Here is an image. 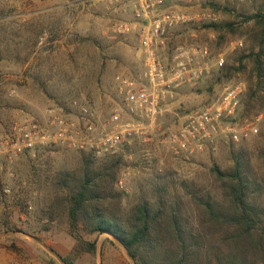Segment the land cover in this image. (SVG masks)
Segmentation results:
<instances>
[{
    "label": "rangeland",
    "instance_id": "rangeland-1",
    "mask_svg": "<svg viewBox=\"0 0 264 264\" xmlns=\"http://www.w3.org/2000/svg\"><path fill=\"white\" fill-rule=\"evenodd\" d=\"M93 1L0 0V264H135L111 235L91 234L82 222L70 228L69 194L60 184V176L72 172L78 178L87 160L99 168L114 165V189L121 194L123 212L143 200L173 202L189 224L195 217L190 195L221 198L211 169L229 170L239 149L248 154L250 173L264 188V106L248 105L249 90L255 84L253 67L247 58L239 63L260 44L264 0H194L189 13L205 11L215 19L171 31L161 57L166 60L179 46L195 48L197 62L206 65L208 73L195 85L178 90L146 142L134 140L106 158L51 145L21 150L13 156L16 126L35 122L49 127L46 111L54 107L68 122H74L77 112L70 106L72 100L93 112L96 133L110 130L106 124L114 112L120 114V120L126 118L113 90L114 77L137 76L141 61L137 59L128 73L115 68L98 74L95 66L102 62L101 54L109 52L108 44L98 37L99 30L106 23L126 21L120 16L108 21L104 6L122 5V11L128 6L126 0H97L103 4L97 8L90 6ZM34 51L41 67L58 63L66 54L71 67L64 73L41 74L27 65ZM42 54L56 62L42 59ZM74 63L81 69L78 74L72 72ZM238 83L245 86L238 108L220 120L213 142L192 157L173 156L165 143L167 134L174 132L187 114ZM229 126L245 130L247 137L234 141L223 132ZM255 198L263 202L261 194ZM208 246L213 259L218 243L211 239ZM221 264H230L224 254Z\"/></svg>",
    "mask_w": 264,
    "mask_h": 264
},
{
    "label": "trees",
    "instance_id": "trees-1",
    "mask_svg": "<svg viewBox=\"0 0 264 264\" xmlns=\"http://www.w3.org/2000/svg\"><path fill=\"white\" fill-rule=\"evenodd\" d=\"M259 37L257 51L239 59V63L246 58L252 63L255 84L247 101L254 103L252 107L264 106V30ZM83 165L78 178L72 172L60 176L69 194L70 228L82 222L91 234L111 235L135 264H221L223 254L230 264H264V225L260 226L264 188L251 175L250 158L243 149L233 154L229 170L211 169L222 200L210 194L190 195L195 211L191 224L182 219L173 202L143 200L123 212L121 194L114 189V165L99 168L88 160ZM260 194L263 202L258 203L255 197ZM211 239L218 243L213 259Z\"/></svg>",
    "mask_w": 264,
    "mask_h": 264
},
{
    "label": "built area",
    "instance_id": "built-area-1",
    "mask_svg": "<svg viewBox=\"0 0 264 264\" xmlns=\"http://www.w3.org/2000/svg\"><path fill=\"white\" fill-rule=\"evenodd\" d=\"M127 3L131 18L115 23L114 32L124 35L135 31L141 70L135 77H114L113 90L126 118L120 120V114L114 112L106 124L110 130L96 133L93 112L72 100L70 106L77 112L74 122H68L54 107L46 111L49 127L35 122L16 126L12 145L14 157L21 150L51 145L104 158L115 155L120 147L134 140L146 142L178 90L185 85H195L208 73L206 65L197 62L199 52L195 48L176 47L166 55V60L162 59L161 52L168 47L171 31L204 24L214 20V14L189 13L187 9L194 0H127ZM206 54L204 50L203 55ZM244 90L241 83L232 85L205 107L187 114L177 129L165 137L173 156L189 158L212 143L219 134L220 120L235 112ZM223 132L234 141L247 137L245 130L235 126Z\"/></svg>",
    "mask_w": 264,
    "mask_h": 264
},
{
    "label": "crops",
    "instance_id": "crops-1",
    "mask_svg": "<svg viewBox=\"0 0 264 264\" xmlns=\"http://www.w3.org/2000/svg\"><path fill=\"white\" fill-rule=\"evenodd\" d=\"M124 3V2H123ZM83 4V3H82ZM128 6L127 0L125 3ZM102 3L95 0L90 5L91 7H97L101 8ZM61 6V5H58ZM51 8V7H50ZM127 11H122V5H112V6H104L103 15L107 17V20L109 21V18H118V16L123 18L124 20H129L131 18V10L129 7H127ZM112 19H110L111 21ZM113 22V21H112ZM114 24H107L104 29L99 30V38L104 43L108 44L109 52L107 54H101L100 58H102V62L98 63L96 67V72L99 74V72H107V69H115L116 72L122 71L123 73H128L133 68V64H136L137 59H139V55L137 52L138 43L136 39V33L135 31H131L128 34L120 35L114 32ZM74 23L70 25V35H73V28ZM37 51H34L31 55V57L28 59V64L30 67L36 68L37 70H40L39 73L41 74H54V73H64L67 68L71 67V63H68L67 59L69 60V56L66 54L62 57L58 58V63H46L43 67L39 66L37 63V57L36 54ZM106 53V52H105ZM37 55V57H36ZM121 55V56H120ZM42 59H45L46 57L51 58L50 60L55 61V58L53 59L52 56L42 54L40 55ZM71 57V56H70ZM125 59V60H124ZM49 60V61H50ZM103 60H105L106 65L104 64ZM140 60V59H139ZM56 62V61H55ZM122 62V63H120ZM44 64V63H43ZM42 64V65H43ZM80 68L76 63H74V70L72 71L74 74H78L80 72ZM105 70V71H104Z\"/></svg>",
    "mask_w": 264,
    "mask_h": 264
}]
</instances>
